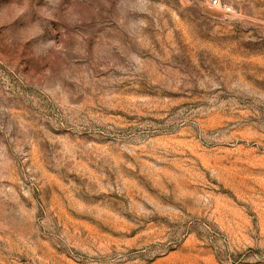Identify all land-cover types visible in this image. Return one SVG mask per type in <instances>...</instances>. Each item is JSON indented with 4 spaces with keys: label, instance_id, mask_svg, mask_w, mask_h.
Returning a JSON list of instances; mask_svg holds the SVG:
<instances>
[{
    "label": "rangeland",
    "instance_id": "1",
    "mask_svg": "<svg viewBox=\"0 0 264 264\" xmlns=\"http://www.w3.org/2000/svg\"><path fill=\"white\" fill-rule=\"evenodd\" d=\"M0 0V264H264V0Z\"/></svg>",
    "mask_w": 264,
    "mask_h": 264
},
{
    "label": "built area",
    "instance_id": "2",
    "mask_svg": "<svg viewBox=\"0 0 264 264\" xmlns=\"http://www.w3.org/2000/svg\"><path fill=\"white\" fill-rule=\"evenodd\" d=\"M208 2H209V5L211 7H217V6L220 5V1L219 0H208Z\"/></svg>",
    "mask_w": 264,
    "mask_h": 264
}]
</instances>
